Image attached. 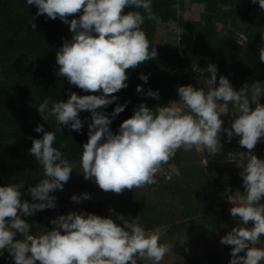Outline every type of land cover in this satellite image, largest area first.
Returning <instances> with one entry per match:
<instances>
[{
    "label": "clouds",
    "instance_id": "1",
    "mask_svg": "<svg viewBox=\"0 0 264 264\" xmlns=\"http://www.w3.org/2000/svg\"><path fill=\"white\" fill-rule=\"evenodd\" d=\"M252 3L264 11V0ZM26 4L37 7L36 16L59 18L73 34L56 52V75L85 92H100L83 96L72 92L67 102L46 98L37 107L45 122L54 118L60 130L65 126L76 132L83 127L79 113L91 112L88 140L80 158L84 179L92 180L104 192L121 194L125 189L156 184L161 166L181 149L206 150L214 156L221 151L222 133L226 142L239 137L238 144L247 151L229 152L226 160L242 169L239 175L244 191L229 195L230 189H225L233 205L230 215L239 223L220 243L231 246L229 264H264V247L257 246L264 236V159L253 151L264 138V105L260 103L264 82L245 83L236 90L223 75L217 81V67L209 64L203 87L178 86L179 100L166 105L149 108L140 103L113 133L110 124L128 102L117 104L110 116L99 109L117 101L119 97L113 94L128 87L126 70L158 55L142 30L145 20L160 23L152 0H26ZM230 10L231 5L221 6V11ZM78 13V19L69 20ZM31 27L35 30L36 24ZM259 59L264 62V47ZM139 79L147 83L148 75L141 74ZM136 91L144 90L137 85ZM146 95L159 99L158 91L149 89ZM230 112L234 117L231 126L224 127L221 116ZM35 132L43 135L32 140L29 153L42 168V178L28 188L35 202L22 200V182L0 186V256L7 252L15 264H161L172 246L161 243L158 232L146 230L138 216L129 221L123 215L113 219L85 211L69 212L51 220V230L30 234L32 225L21 217L55 208L52 193L62 191L73 172L64 152L54 147L55 132L45 131L43 124ZM70 199L80 203L91 195L73 194ZM18 234L21 239H16Z\"/></svg>",
    "mask_w": 264,
    "mask_h": 264
},
{
    "label": "trees",
    "instance_id": "2",
    "mask_svg": "<svg viewBox=\"0 0 264 264\" xmlns=\"http://www.w3.org/2000/svg\"><path fill=\"white\" fill-rule=\"evenodd\" d=\"M187 3L203 4L198 19L183 15ZM222 5H231V10L221 11ZM152 9L160 23H176L179 31L174 40L177 45L165 47L157 43L160 23L145 20L142 30L151 47H156L158 55L136 69L126 70L128 87L113 94L119 97L117 101L99 109L110 116L117 104L128 102L125 110L110 124L113 133L133 115L140 103H146L149 108L166 105L179 98L178 86L203 87L209 64L217 67V81L223 75L236 90L245 83L264 82V62L259 59L264 41L261 39L264 11L258 3H252V0H152ZM37 10L35 5L28 6L26 0H0V186L22 182L25 184L21 189L22 200L35 202L28 188L39 182L43 170L29 149L33 139L42 137L43 133L35 132V128L43 124L45 131L55 132L54 147L63 151L72 165L73 172L65 185L71 186L76 195L85 192L91 195V199L81 201L85 212L113 219L123 215L129 221L138 216L140 224L148 231L164 226L165 235L176 238L172 250L180 255L186 254L189 244L180 243L178 238L182 235L221 220L235 227L239 221L230 215L225 189H230L229 195H235L237 190L244 191L243 179L239 175L242 169L237 165L204 164L201 152L195 149L177 151L175 157L163 165L164 170L156 174V184L124 191L118 197L100 195L102 190L98 185L84 179L80 158L83 145L88 140L91 112L79 113L83 127L76 132L65 126L60 130L54 118L45 122L37 107L46 98L67 102L72 92L80 96L100 95V92H85L56 75L59 69L56 52L63 40H70L73 34L69 25L59 18L52 20L46 15L36 16ZM130 10L125 9L126 12ZM79 15L70 16L69 20L78 19ZM32 23L36 24L35 30ZM64 28L68 32L67 37L63 36ZM241 35L245 36L243 42L239 41ZM141 74L148 75L147 83L139 79ZM137 85L143 87V93L136 91ZM149 89L159 92L158 100L146 95ZM260 101L264 104V96ZM238 140L233 138L227 144L236 153L246 152ZM62 144L64 148H60ZM253 151H264V138ZM167 172L171 173L169 178L166 177ZM150 193H155V198ZM52 195L56 196L55 192ZM21 218L32 225L30 234L53 227L43 211ZM21 238L20 234L16 237ZM160 242L166 243L161 238ZM191 263L220 264V258L213 253L196 257ZM0 264L15 262L5 252L0 256ZM138 264L142 262L138 261Z\"/></svg>",
    "mask_w": 264,
    "mask_h": 264
},
{
    "label": "rangeland",
    "instance_id": "3",
    "mask_svg": "<svg viewBox=\"0 0 264 264\" xmlns=\"http://www.w3.org/2000/svg\"><path fill=\"white\" fill-rule=\"evenodd\" d=\"M203 10V4L201 3H187V9L183 11V15L186 18L191 19H198L200 16L201 11ZM179 28L177 27L175 22H169L168 24L160 23L158 25V30L156 33V42L165 46V47H174L176 46L175 38L177 37ZM63 36L67 37L68 32L63 29ZM264 47V41L261 45ZM173 100H179V98L173 99ZM262 105L263 102L260 101ZM233 115L231 112L228 115H222L221 119L224 121V127H230L231 122L233 120ZM233 138H239V137H233ZM262 140V139H261ZM221 151L220 153L210 156L206 153V150H201V155L203 156L202 162L205 164V161L207 160V164H219V165H229V166H236L237 164L235 162H227L226 157L229 152L236 153L233 150L230 149L226 142V134H221ZM255 155L260 158L264 159V151H258L255 153ZM237 159H240L239 154L237 155ZM246 163V161H245ZM160 170H164L163 165L161 166ZM175 171V168H173ZM124 191H127L125 189ZM123 191V192H124ZM56 194V207L53 209H46L43 210L44 214L46 215L47 219L53 220L57 218L61 213L66 212H81L84 211L82 209L81 202L76 203L73 202L70 197L74 194L72 191L71 186L65 185L63 190H57L55 192ZM151 196L155 198V193H150ZM100 195L103 196H115L118 197L120 194H116L113 192H104L103 190L100 192ZM233 207V205L230 203V208ZM40 212V211H38ZM37 212V213H38ZM222 225H226V227H223ZM232 227H230L225 221H217L213 225L201 227L198 229H195L189 234L182 235L179 237V241L181 244L185 242H189L186 254L180 255L174 252L171 248V251L165 256L164 260L161 262V264H192L191 262L196 257H202L204 255L217 253L220 258V264H229V261L231 259L230 252H231V246L222 245L220 243V239L222 236L226 235L228 231H230ZM166 227H158L155 230H152L154 232H158L160 235V238L164 240V242L170 244L172 247L174 245L176 238H170L165 235ZM258 247H264V239H261V242ZM240 255H243L241 253Z\"/></svg>",
    "mask_w": 264,
    "mask_h": 264
},
{
    "label": "built area",
    "instance_id": "4",
    "mask_svg": "<svg viewBox=\"0 0 264 264\" xmlns=\"http://www.w3.org/2000/svg\"><path fill=\"white\" fill-rule=\"evenodd\" d=\"M244 40H245V36H244V35H241V37H240L239 41H240V42H243ZM170 175H171V173H170V172H167V173H166V177H167V178H169V177H170Z\"/></svg>",
    "mask_w": 264,
    "mask_h": 264
}]
</instances>
